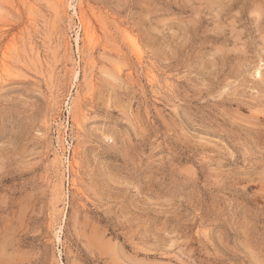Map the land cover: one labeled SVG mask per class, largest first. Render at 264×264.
<instances>
[{
	"label": "rangeland",
	"instance_id": "374dc122",
	"mask_svg": "<svg viewBox=\"0 0 264 264\" xmlns=\"http://www.w3.org/2000/svg\"><path fill=\"white\" fill-rule=\"evenodd\" d=\"M0 264H264V0H0Z\"/></svg>",
	"mask_w": 264,
	"mask_h": 264
},
{
	"label": "bare ground",
	"instance_id": "6f19581e",
	"mask_svg": "<svg viewBox=\"0 0 264 264\" xmlns=\"http://www.w3.org/2000/svg\"><path fill=\"white\" fill-rule=\"evenodd\" d=\"M88 29H89V27H88ZM88 31V30H87ZM91 31V30H90ZM90 33V32H89ZM88 32H87V36L89 37V39H91V36H93L92 34H89ZM133 38V37H132ZM93 39V38H92ZM95 40V39H94ZM141 52V51H140ZM6 55V54H5ZM139 56H141V55H139ZM3 69V68H2Z\"/></svg>",
	"mask_w": 264,
	"mask_h": 264
}]
</instances>
